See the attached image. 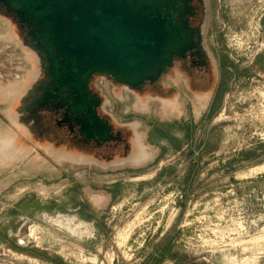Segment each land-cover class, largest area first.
Here are the masks:
<instances>
[{
  "label": "rangeland",
  "instance_id": "rangeland-1",
  "mask_svg": "<svg viewBox=\"0 0 264 264\" xmlns=\"http://www.w3.org/2000/svg\"><path fill=\"white\" fill-rule=\"evenodd\" d=\"M202 1L213 88L222 80L211 111L212 88L168 99L158 83L101 79L140 164L32 134L22 104L40 57L0 15V264H264V0ZM169 122L176 144L156 133Z\"/></svg>",
  "mask_w": 264,
  "mask_h": 264
},
{
  "label": "flooded vegetation",
  "instance_id": "flooded-vegetation-1",
  "mask_svg": "<svg viewBox=\"0 0 264 264\" xmlns=\"http://www.w3.org/2000/svg\"><path fill=\"white\" fill-rule=\"evenodd\" d=\"M166 3L168 8L163 7L160 14L177 29L179 47L156 80H146L131 89L142 91L158 83L163 96L174 99L176 95L180 98L194 97V94L212 88L208 110L211 111L221 90L222 80H218L213 88L215 63L203 38V1L167 0ZM0 15L8 19L24 35L25 42L34 47L40 37L39 29L27 23L12 8L10 0H0ZM217 59L221 69L223 57L218 56ZM40 64L41 72L23 100L21 115L38 140L75 156H108L109 162L115 156H138L137 164L146 161L149 155L143 150L137 153L138 149L130 145L128 134L114 126L105 112L100 93L101 79L120 83L107 75L93 73L81 77L74 87L63 86L51 76L49 60L40 59ZM179 125L181 122H169L156 133L171 144H176L172 136L176 129H180Z\"/></svg>",
  "mask_w": 264,
  "mask_h": 264
},
{
  "label": "water",
  "instance_id": "water-1",
  "mask_svg": "<svg viewBox=\"0 0 264 264\" xmlns=\"http://www.w3.org/2000/svg\"><path fill=\"white\" fill-rule=\"evenodd\" d=\"M166 1L10 0L39 29L34 49L60 85L96 73L130 88L156 80L179 47L177 29L160 14Z\"/></svg>",
  "mask_w": 264,
  "mask_h": 264
},
{
  "label": "built area",
  "instance_id": "built-area-1",
  "mask_svg": "<svg viewBox=\"0 0 264 264\" xmlns=\"http://www.w3.org/2000/svg\"><path fill=\"white\" fill-rule=\"evenodd\" d=\"M262 86H264V80L262 83ZM259 110L261 111V113L264 115V100H262V103H260V108ZM22 243V241H20Z\"/></svg>",
  "mask_w": 264,
  "mask_h": 264
},
{
  "label": "bare ground",
  "instance_id": "bare-ground-1",
  "mask_svg": "<svg viewBox=\"0 0 264 264\" xmlns=\"http://www.w3.org/2000/svg\"><path fill=\"white\" fill-rule=\"evenodd\" d=\"M22 240V239H21Z\"/></svg>",
  "mask_w": 264,
  "mask_h": 264
}]
</instances>
